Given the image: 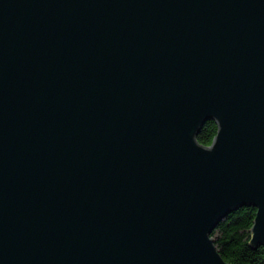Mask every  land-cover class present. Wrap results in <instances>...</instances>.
Returning a JSON list of instances; mask_svg holds the SVG:
<instances>
[{"label":"water","instance_id":"1","mask_svg":"<svg viewBox=\"0 0 264 264\" xmlns=\"http://www.w3.org/2000/svg\"><path fill=\"white\" fill-rule=\"evenodd\" d=\"M242 206L264 245V0H0V264H230Z\"/></svg>","mask_w":264,"mask_h":264},{"label":"trees","instance_id":"2","mask_svg":"<svg viewBox=\"0 0 264 264\" xmlns=\"http://www.w3.org/2000/svg\"><path fill=\"white\" fill-rule=\"evenodd\" d=\"M217 130L213 120H207L196 135L203 145L211 143ZM256 209L242 206L229 212L213 228L210 237L220 256L230 264H264V245H249L250 230Z\"/></svg>","mask_w":264,"mask_h":264}]
</instances>
